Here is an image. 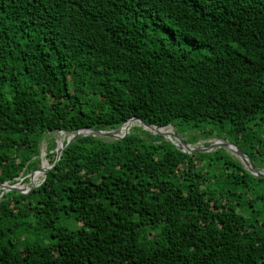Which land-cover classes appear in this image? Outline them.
Wrapping results in <instances>:
<instances>
[{
    "label": "trees",
    "instance_id": "obj_1",
    "mask_svg": "<svg viewBox=\"0 0 264 264\" xmlns=\"http://www.w3.org/2000/svg\"><path fill=\"white\" fill-rule=\"evenodd\" d=\"M135 116L227 127L264 167V0H0V184L44 140L55 161L49 133ZM23 191L0 199V264H264V178L224 148L80 136Z\"/></svg>",
    "mask_w": 264,
    "mask_h": 264
},
{
    "label": "water",
    "instance_id": "obj_2",
    "mask_svg": "<svg viewBox=\"0 0 264 264\" xmlns=\"http://www.w3.org/2000/svg\"><path fill=\"white\" fill-rule=\"evenodd\" d=\"M142 121H144L142 118L135 116V117H132V118L128 119L127 121H125L124 123H122L121 125H119L116 128L97 129V128H94V127H83V128H79V129H76V130H70V131L60 130L59 132H67L69 134V137L67 138L66 143H64L61 147L58 146V142L56 143V147H55L54 151L57 152V155H56V159H55V161L53 163H50L48 158L44 157V156L47 155V153L45 154L41 150L42 165H41V167L39 169L43 168V165H44L45 162L47 163L48 167L46 169V172L44 174V177H43L42 181L38 185L31 186L30 187L31 191L34 190L37 186H40L46 180L47 172L49 170H51L55 166V164L60 160L65 147L68 146L72 141H74L78 137L91 135V136L99 137V138L104 139L106 141L120 140V139H123L125 136H127L131 131L128 129L127 132H125L124 134H122L120 136H116V137L112 136L111 137L112 139L107 138V136L111 135L110 133H114V131H118L121 127H123V126H125V125H127L129 123L139 122V124H140ZM170 126H173L176 129L175 136L177 138L181 137V141L182 142L181 143H179V142L177 143V139H173V140L172 139L171 140L167 139V141H169L173 145H175L180 151H183L185 153L193 155L196 152H200V151L202 152V151H209L210 150L212 152V151H216L219 148H224L228 152H230L231 155H233L244 166V168L248 172H250L255 177L264 178V168L263 169H259L258 167H256L254 162L249 157L248 153L245 152L238 143L231 142V141H229L227 139L218 138L216 140L210 141L209 144H207V145H205L203 142H200L199 145H195V144L186 142L185 139L181 135H179V133L177 132V128L173 124H169L167 126H158L156 124H152V127L156 128V129L166 128V127H170ZM139 127L143 128L145 131H147L148 133H150L152 135H159L157 132L146 130L141 124L139 125ZM181 144L185 145L186 147H188L189 149H192V150H187V149L183 148ZM234 148L240 150L243 153L242 159L239 156H235L232 153ZM39 169H37V170H39ZM37 170L31 172L28 175L30 179L27 182H22L24 180V178H21L20 181L15 183V184H10L8 182L1 183L0 184V189H2V193L0 195V198H2L3 195L6 192H8V191H16V192H19V193H29V192L22 191L19 187L20 186H28L29 187L30 184L32 183L31 176Z\"/></svg>",
    "mask_w": 264,
    "mask_h": 264
},
{
    "label": "rangeland",
    "instance_id": "obj_3",
    "mask_svg": "<svg viewBox=\"0 0 264 264\" xmlns=\"http://www.w3.org/2000/svg\"><path fill=\"white\" fill-rule=\"evenodd\" d=\"M170 39L171 42H173L174 44L178 45V46H182V47H185V46H191L192 45V42L190 41H180L178 40V42H175L174 41V38L171 36L168 37ZM200 52L202 54H209V53H212L214 52V50L210 47H207V46H201L200 47ZM136 127V126H135ZM139 127V126H137ZM140 129H143L141 127H139ZM210 127H208L207 129L205 128H181V129H177V132L179 133V135H181L186 142L188 143H192V144H195V145H199L200 142H203L205 145L209 144L210 141L212 140H216L218 138H223V139H227L231 142H234V137L229 133L227 127L225 130H221L220 128L218 127H214L213 131H212V136H207L208 134H206L205 132L207 130H210L209 129ZM254 129H256L258 131V133L263 137L264 136V128L262 126H260L259 124H256V126H254ZM138 130V129H137ZM144 130V129H143ZM132 131V130H131ZM142 131V130H141ZM145 131V130H144ZM59 133L58 132H52V133H49V136H50V139H53L56 141L57 143V134ZM165 136V135H164ZM163 136L164 139H166L165 137ZM237 140V137L235 135V141ZM64 142V141H63ZM242 149L251 154L252 152V149L245 145L243 142H240L238 143ZM48 146H49V140H44L43 144H42V147H41V150L46 154L48 153ZM220 149V148H219ZM226 150V149H225ZM227 151V150H226ZM201 152V151H200ZM202 152H211L210 150L209 151H202ZM230 153V152H229ZM231 154V153H230ZM47 156V155H46ZM44 156V157H46ZM264 157V156H263ZM261 160L260 157H253V162L254 163H259ZM259 169H263L264 167H258ZM37 177V174H33L31 176V179H32V182H36V178ZM29 178V176H28ZM30 179V178H29ZM40 179V177L38 178ZM29 181V180H28ZM27 182V181H26ZM0 191H2V189H0ZM1 195V194H0ZM1 199V198H0Z\"/></svg>",
    "mask_w": 264,
    "mask_h": 264
},
{
    "label": "bare ground",
    "instance_id": "obj_4",
    "mask_svg": "<svg viewBox=\"0 0 264 264\" xmlns=\"http://www.w3.org/2000/svg\"><path fill=\"white\" fill-rule=\"evenodd\" d=\"M146 130L148 131H153V132H157L158 134H161L162 136H164L166 138V140H173V139H177V143H181V137H176L175 136V133H176V129L173 127V126H170V127H166V128H159V129H156L154 127H152V124L147 122V121H142L140 123ZM139 122H132V123H129L123 127H121L118 131H114V133H110L111 135L107 136V138H110L112 139L111 137L114 136H120L122 134H124L125 132H127V130L129 129L130 131L135 127V126H139L140 125ZM173 129V130H172ZM172 130V131H171ZM74 134V133H73ZM69 137V134L67 132H59L57 134V142H58V146L61 147L63 145V141L67 140V138ZM182 145V144H181ZM183 148L187 149V150H192V149H189L188 147H186L185 145H182ZM196 152V151H195ZM232 153L235 155V156H239L241 159L243 157V153L234 148ZM47 163L45 162L44 165H43V168L37 170L36 172H34L33 174H37V179H36V182H32L30 184V186H20L19 188L23 191V190H26L28 188H30L31 186H35V185H38L43 177H44V174L46 172V169H47ZM40 177V179H38ZM32 180V179H31ZM4 196V195H3Z\"/></svg>",
    "mask_w": 264,
    "mask_h": 264
}]
</instances>
